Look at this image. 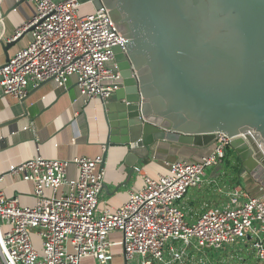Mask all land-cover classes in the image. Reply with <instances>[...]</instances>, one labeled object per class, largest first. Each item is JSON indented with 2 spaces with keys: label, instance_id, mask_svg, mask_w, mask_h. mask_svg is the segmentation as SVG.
Segmentation results:
<instances>
[{
  "label": "built area",
  "instance_id": "obj_1",
  "mask_svg": "<svg viewBox=\"0 0 264 264\" xmlns=\"http://www.w3.org/2000/svg\"><path fill=\"white\" fill-rule=\"evenodd\" d=\"M31 1L36 15L13 39L34 26L32 40L0 67V96L22 101L30 88L44 81L53 80L66 89L75 76L87 101L106 103L123 86L120 70L111 66L115 48L127 50L110 8L103 4L82 15L80 7L92 0ZM23 129L36 131L33 123ZM230 141V136L218 133L201 161L177 159L167 163V174L144 175L143 187L131 191L129 200L117 209L99 207L105 175L104 168L98 169L102 155L59 159L37 152L9 171L34 184L36 204L23 206L18 195L8 197L0 189L3 263L80 264L89 255L99 264H119L108 238L114 230L123 232L124 264H217L226 259L213 257L212 250L226 251L240 243L250 245L264 263V191L254 196L237 185L226 205L206 206L195 218L182 204L190 189L202 187L207 168L236 155ZM72 163L80 169L76 179L67 177ZM64 185L69 190L59 194ZM33 234L41 238L42 251L35 248ZM235 256L243 264L244 257L234 252L232 260Z\"/></svg>",
  "mask_w": 264,
  "mask_h": 264
},
{
  "label": "water",
  "instance_id": "obj_2",
  "mask_svg": "<svg viewBox=\"0 0 264 264\" xmlns=\"http://www.w3.org/2000/svg\"><path fill=\"white\" fill-rule=\"evenodd\" d=\"M257 2L92 0L110 8L127 48L116 47L111 62L123 86L116 105H105L102 164L112 146H126L134 165L157 141L206 147L223 133L264 188V0ZM257 39L262 48L250 42ZM16 40H0L6 62Z\"/></svg>",
  "mask_w": 264,
  "mask_h": 264
},
{
  "label": "crops",
  "instance_id": "obj_3",
  "mask_svg": "<svg viewBox=\"0 0 264 264\" xmlns=\"http://www.w3.org/2000/svg\"><path fill=\"white\" fill-rule=\"evenodd\" d=\"M96 9L93 3H84L80 7V14H88ZM36 5L31 0H1L0 2V40L13 41L16 31L24 27L35 15ZM32 40V32L18 37L10 45V57L25 48ZM7 55L0 43V67L6 63ZM116 105L114 94L106 103L100 99L86 100L81 95L75 76L70 77L67 88L59 87L55 81H44L38 87L30 88L25 101H20L11 95L0 96V189L8 196L18 195L20 204L34 206V184L25 181L9 171L18 163L31 158L37 152L48 158L73 159L78 156L95 158L104 155L107 139V124L105 121V105ZM116 108V106L114 107ZM35 126L36 131L24 130V126ZM215 142L206 147L178 144L168 141L155 142L144 158L136 164L126 163V146H112L108 150L104 164V186L100 196L99 207L117 209L130 198L131 191L140 190L145 181L144 175L158 177L169 173L167 163L177 159L198 162L208 155ZM234 158V159H233ZM229 156L219 165L207 171L205 182L200 188L190 189L183 199V205L189 213L194 215L204 211L206 206H224L230 198V191L237 185L254 196H259L264 188L260 186L250 173L237 161ZM136 167L142 169L141 172ZM239 168L240 170L238 171ZM238 171V172H237ZM80 169L76 164H70L67 170L69 179L79 177ZM69 190L68 185L61 187ZM51 195V190H47ZM193 218V219H194ZM114 262L125 263L124 236L120 230L109 234ZM35 248L42 251V241L38 235H32ZM240 257H244L243 264H264L254 255L250 245H244ZM241 252V251H240ZM232 263L240 264L235 256ZM0 264H4L0 257ZM80 264H99L92 256L86 255Z\"/></svg>",
  "mask_w": 264,
  "mask_h": 264
},
{
  "label": "rangeland",
  "instance_id": "obj_4",
  "mask_svg": "<svg viewBox=\"0 0 264 264\" xmlns=\"http://www.w3.org/2000/svg\"><path fill=\"white\" fill-rule=\"evenodd\" d=\"M250 42L252 43V45L255 47V48H258V47H263L262 46V43H259L260 41H259V39H257V40H255V41H252V40H250ZM230 156H232V158L235 156L234 155V153H233V155H230ZM234 159V158H233ZM243 168V166H241V169ZM211 168H207V171L208 170H210ZM244 251V254H245V256H247V251H246V248H245V246H244V244L243 243H240L239 245H236V246H229L228 248H227V250L226 251H224V250H219V251H216V250H212L211 251V255L214 257H224L225 259H226V261L225 262H218L217 264H227V262L229 261V255L231 254V253H234V252H237V254H242L243 253V251ZM241 251V252H240ZM256 261L254 260V259H252V263L254 264Z\"/></svg>",
  "mask_w": 264,
  "mask_h": 264
},
{
  "label": "bare ground",
  "instance_id": "obj_5",
  "mask_svg": "<svg viewBox=\"0 0 264 264\" xmlns=\"http://www.w3.org/2000/svg\"><path fill=\"white\" fill-rule=\"evenodd\" d=\"M253 2H254V3H258L257 0H251V4H252ZM260 3H261V2H260ZM244 19H246V18H244ZM244 19L242 18V21H243ZM246 22H248V20H247ZM234 25H235V26H238V27H241L238 19H234Z\"/></svg>",
  "mask_w": 264,
  "mask_h": 264
},
{
  "label": "trees",
  "instance_id": "obj_6",
  "mask_svg": "<svg viewBox=\"0 0 264 264\" xmlns=\"http://www.w3.org/2000/svg\"><path fill=\"white\" fill-rule=\"evenodd\" d=\"M231 152H232V151H231ZM230 154H231V153H230ZM237 161L239 162V165H241V163H240V161H239L238 159H237ZM241 166H242V165H241ZM237 169H238V171H239L241 168H240V169L237 168ZM238 171H237V172H238Z\"/></svg>",
  "mask_w": 264,
  "mask_h": 264
}]
</instances>
